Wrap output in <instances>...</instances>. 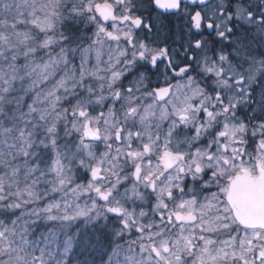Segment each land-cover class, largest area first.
Here are the masks:
<instances>
[{
	"label": "snow or ice",
	"instance_id": "snow-or-ice-1",
	"mask_svg": "<svg viewBox=\"0 0 264 264\" xmlns=\"http://www.w3.org/2000/svg\"><path fill=\"white\" fill-rule=\"evenodd\" d=\"M0 264H264V0H0Z\"/></svg>",
	"mask_w": 264,
	"mask_h": 264
}]
</instances>
